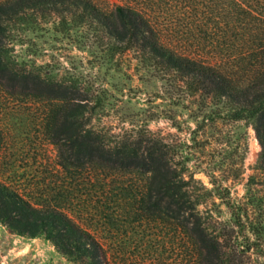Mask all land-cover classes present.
Segmentation results:
<instances>
[{"label": "rangeland", "instance_id": "obj_1", "mask_svg": "<svg viewBox=\"0 0 264 264\" xmlns=\"http://www.w3.org/2000/svg\"><path fill=\"white\" fill-rule=\"evenodd\" d=\"M94 2L106 14L123 5L147 14V5L133 0ZM61 18L44 10L7 24L2 39L7 59L40 82L66 87L67 97L85 107L83 130L98 133L106 147L147 132L162 137L178 152V171L182 163L188 168L183 179L191 198L200 200L198 217L207 234L250 249L243 264H264V174L251 124L231 122L215 106L199 110L197 96L185 92L180 76L155 66L137 49H117L118 42L98 23L77 24L67 15L69 27L61 31ZM199 22L215 31L216 20L193 22L185 16L168 25H188L193 32ZM46 88L0 80V183L35 206L64 209L100 243L107 264H189L192 253L184 247L175 208L161 204L163 214L142 208L149 175L89 163L64 171L58 141L46 128L61 102ZM0 264L77 263L43 238L19 237L0 224Z\"/></svg>", "mask_w": 264, "mask_h": 264}, {"label": "trees", "instance_id": "obj_2", "mask_svg": "<svg viewBox=\"0 0 264 264\" xmlns=\"http://www.w3.org/2000/svg\"><path fill=\"white\" fill-rule=\"evenodd\" d=\"M133 1L147 5V14L131 5L117 6L106 14L94 0H3L0 2V80L22 88L32 81L34 90L46 86L47 93L60 98L61 104L50 112L46 128L58 141L64 171L89 163L102 170L111 168L149 175L146 192L140 200L142 208L151 214H163L161 204L175 208V222L187 241L184 247L192 253L189 264H243L250 249L220 243L213 234H207L198 217L200 200L191 198L188 182L183 179L188 168L182 163L178 171L174 163L178 152L168 142L147 132L134 141L121 140L113 148L106 147L98 133L83 130L85 107L74 102V97H67L66 87L61 89L53 83L40 82L36 75L16 69L6 57L2 39L7 24L19 23L26 12L49 10L61 15V31L69 27L67 15L77 24L98 23L113 42H118L117 49H137L148 61H155V66H164L167 72L180 76L185 92L197 96L199 110L215 106L226 111L231 122H249L261 148L258 159L264 174V0ZM167 13L170 18L164 19ZM181 16L193 22L216 20L211 27L215 31H206L209 27L200 22L193 32L188 25L173 24L170 28L168 23ZM0 224L19 237L43 238L71 262L107 264L100 243L64 209L35 206L1 183Z\"/></svg>", "mask_w": 264, "mask_h": 264}]
</instances>
